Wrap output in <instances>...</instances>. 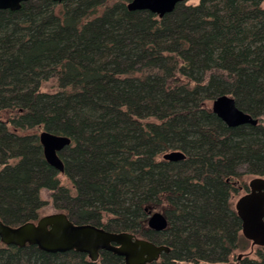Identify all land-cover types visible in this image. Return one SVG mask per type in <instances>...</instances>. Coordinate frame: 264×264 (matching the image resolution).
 Masks as SVG:
<instances>
[{
    "label": "trees",
    "instance_id": "obj_1",
    "mask_svg": "<svg viewBox=\"0 0 264 264\" xmlns=\"http://www.w3.org/2000/svg\"><path fill=\"white\" fill-rule=\"evenodd\" d=\"M128 1L0 9V218L35 221L49 203L170 247L148 264L228 263L247 247L231 197L245 175L264 176V0H181L163 16ZM220 94L258 123L227 126L210 106ZM43 129L70 137L61 172L44 158ZM172 149L186 157L157 159ZM157 209L159 231L147 225ZM260 249L239 263L264 264ZM0 264L124 261L0 240Z\"/></svg>",
    "mask_w": 264,
    "mask_h": 264
},
{
    "label": "water",
    "instance_id": "obj_2",
    "mask_svg": "<svg viewBox=\"0 0 264 264\" xmlns=\"http://www.w3.org/2000/svg\"><path fill=\"white\" fill-rule=\"evenodd\" d=\"M25 1L27 0H0V9H18ZM180 1L129 0L126 7L129 10L147 9L163 16L172 11ZM211 110L227 126L258 123L257 117L237 107L234 98L228 94L214 97ZM38 138L45 160L58 171H63V161L58 153L70 143V137L43 129ZM185 157V153L178 149L163 154V159L169 161ZM247 185V191L235 201L234 209L241 220V234L251 241V245L264 246V176H253ZM167 223L166 216L160 211L152 212L147 219L148 227L156 231L164 229ZM0 240L17 246L35 244L50 252L73 249L86 253L92 261L98 259L100 250H108L122 256L124 264H148L170 249L166 244H157L133 232L111 231L92 223H75L61 211L44 214L36 221L27 220L17 225L5 223L0 218ZM240 257L241 255L238 256Z\"/></svg>",
    "mask_w": 264,
    "mask_h": 264
},
{
    "label": "rangeland",
    "instance_id": "obj_3",
    "mask_svg": "<svg viewBox=\"0 0 264 264\" xmlns=\"http://www.w3.org/2000/svg\"><path fill=\"white\" fill-rule=\"evenodd\" d=\"M198 2V0H190V1H188V3H197ZM41 90H43V91H46V90H48V88H47V86L45 85H43L41 88H40ZM212 102V101H211ZM210 106H211V103H210ZM260 122L262 123V124H264V116L262 117V118H260ZM170 151V150H169ZM167 152V151H166ZM165 153V152H164ZM157 159H163V154H162V156L161 157H157ZM165 160V159H164ZM1 167H2V163H0V169H1ZM240 169L242 170V167H240ZM61 172V171H60ZM256 175H258V174H249V175H245L244 177H243V180H244V182L246 183V186H247V188H246V190L245 189H237V191L232 195V197H231V201H232V206L234 207V204H235V201L237 200V198L240 196V195H242L244 192H246L247 191V189H248V181L253 177V176H256ZM262 176V175H261ZM65 181V180H64ZM236 185H239V184H236ZM49 191L48 190H46V189H41L40 190V198L42 199V200H44L45 201V203L46 202H49L50 201V198H49ZM57 210H55V208L54 207H52L49 203H47V204H45L44 205V207L42 208V210H41V215H44V214H48V213H52V212H56ZM155 211H159V209H157V210H154V211H152V212H155ZM151 212V213H152ZM150 213V214H151ZM150 214H149V216H150ZM40 215V216H41ZM148 216V217H149ZM148 219V218H147ZM260 245H256V244H254V245H251V241L250 240H248L247 239V247L245 248V249H239V250H237V251H235V253H234V255H233V257H232V259L228 262V263H219V264H238L239 263V260L241 259V257L242 256H245V255H247L248 257H250V258H255V257H257V251L258 250H261L260 249ZM239 255H241V257L240 258H238V256ZM240 264V263H239Z\"/></svg>",
    "mask_w": 264,
    "mask_h": 264
},
{
    "label": "flooded vegetation",
    "instance_id": "obj_4",
    "mask_svg": "<svg viewBox=\"0 0 264 264\" xmlns=\"http://www.w3.org/2000/svg\"><path fill=\"white\" fill-rule=\"evenodd\" d=\"M36 220H37V219H36ZM36 220H35V221H36ZM33 221H34V220H33ZM100 227H101V226H100ZM103 228H104V227H103ZM150 229H151V228H150ZM155 231H156V230H155ZM157 244H161V243H157ZM101 251H102V250H100V252H101Z\"/></svg>",
    "mask_w": 264,
    "mask_h": 264
}]
</instances>
